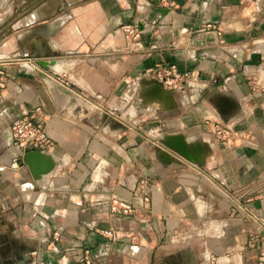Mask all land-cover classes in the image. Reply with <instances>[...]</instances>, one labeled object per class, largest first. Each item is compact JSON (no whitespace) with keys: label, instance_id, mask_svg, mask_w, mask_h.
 <instances>
[{"label":"crops","instance_id":"1","mask_svg":"<svg viewBox=\"0 0 264 264\" xmlns=\"http://www.w3.org/2000/svg\"><path fill=\"white\" fill-rule=\"evenodd\" d=\"M156 64L189 77L168 87ZM255 79L264 0H0V264H81L85 249L90 264H259ZM37 108L53 144L35 173L11 124ZM208 120L232 127L233 145ZM114 196L131 212L112 211Z\"/></svg>","mask_w":264,"mask_h":264},{"label":"built area","instance_id":"2","mask_svg":"<svg viewBox=\"0 0 264 264\" xmlns=\"http://www.w3.org/2000/svg\"><path fill=\"white\" fill-rule=\"evenodd\" d=\"M124 36L126 39L132 42L139 36L138 26L128 23L121 26ZM158 79L168 87H176L183 79L189 77V73L182 71L179 72L174 65L163 66L161 64H156L155 68L152 70ZM260 82V81H259ZM256 79L254 80L255 88L264 87ZM208 126L211 128L217 140L226 145H233L238 133L224 121H207ZM11 135L12 143L17 147L24 150V154L27 152H37L41 153L46 147H51L53 142L44 132L43 118L39 114V108L34 111H24L20 117L15 119L11 124ZM142 203L145 208L148 207L149 196L146 192L141 190ZM232 201L236 207H240L247 212H249V205L246 202H241L239 196L232 195ZM133 204L128 203L126 200L120 197L114 196L111 198V210L112 211H122L124 213L131 212ZM119 230L116 229H105L102 233L107 237L109 241L115 240L121 235L118 233ZM104 252H101L103 255ZM81 264H90L91 257L89 251L85 249L82 255L78 256ZM258 263L264 264V251H261L258 256Z\"/></svg>","mask_w":264,"mask_h":264},{"label":"water","instance_id":"3","mask_svg":"<svg viewBox=\"0 0 264 264\" xmlns=\"http://www.w3.org/2000/svg\"><path fill=\"white\" fill-rule=\"evenodd\" d=\"M26 157H30V164L35 173L44 171L46 169L47 166L45 165V161L41 157V153L27 152L24 158L26 162H29Z\"/></svg>","mask_w":264,"mask_h":264}]
</instances>
